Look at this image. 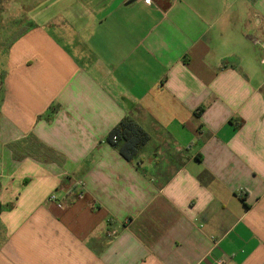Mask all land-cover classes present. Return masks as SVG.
I'll use <instances>...</instances> for the list:
<instances>
[{
    "label": "crops",
    "instance_id": "crops-1",
    "mask_svg": "<svg viewBox=\"0 0 264 264\" xmlns=\"http://www.w3.org/2000/svg\"><path fill=\"white\" fill-rule=\"evenodd\" d=\"M0 33V264H264V0H0Z\"/></svg>",
    "mask_w": 264,
    "mask_h": 264
},
{
    "label": "trees",
    "instance_id": "trees-1",
    "mask_svg": "<svg viewBox=\"0 0 264 264\" xmlns=\"http://www.w3.org/2000/svg\"><path fill=\"white\" fill-rule=\"evenodd\" d=\"M114 137H117V141H114ZM149 141L148 132L130 116L124 118L108 138V142L116 147L120 154L130 162L137 159Z\"/></svg>",
    "mask_w": 264,
    "mask_h": 264
},
{
    "label": "built area",
    "instance_id": "built-area-1",
    "mask_svg": "<svg viewBox=\"0 0 264 264\" xmlns=\"http://www.w3.org/2000/svg\"><path fill=\"white\" fill-rule=\"evenodd\" d=\"M138 1H143V2L150 4V5L153 3V0H138ZM262 62L264 63V59L262 60ZM113 139H114V141H117V137H114ZM50 201L58 202V197L55 193L50 196ZM58 206L60 208H63V205L61 203H59ZM114 235H115V232L112 234V236H114Z\"/></svg>",
    "mask_w": 264,
    "mask_h": 264
},
{
    "label": "rangeland",
    "instance_id": "rangeland-1",
    "mask_svg": "<svg viewBox=\"0 0 264 264\" xmlns=\"http://www.w3.org/2000/svg\"><path fill=\"white\" fill-rule=\"evenodd\" d=\"M13 13H15V12H13ZM15 18H16L15 16L10 17L9 18V23H11V21L14 20ZM3 33H2V36H0V44L5 43V40H3V38L6 36V34H3ZM0 35H1V33H0ZM1 42H3V43H1Z\"/></svg>",
    "mask_w": 264,
    "mask_h": 264
}]
</instances>
